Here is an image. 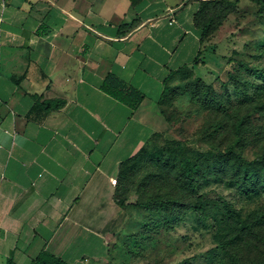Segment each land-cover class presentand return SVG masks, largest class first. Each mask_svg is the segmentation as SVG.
<instances>
[{"label": "crops", "instance_id": "0c3cea01", "mask_svg": "<svg viewBox=\"0 0 264 264\" xmlns=\"http://www.w3.org/2000/svg\"><path fill=\"white\" fill-rule=\"evenodd\" d=\"M194 1L196 33L168 0H0V264L86 263L79 241L124 208L110 179L154 132L101 84L113 74L145 106L201 45Z\"/></svg>", "mask_w": 264, "mask_h": 264}, {"label": "rangeland", "instance_id": "374dc122", "mask_svg": "<svg viewBox=\"0 0 264 264\" xmlns=\"http://www.w3.org/2000/svg\"><path fill=\"white\" fill-rule=\"evenodd\" d=\"M218 1L221 3L215 9L210 8L198 18L199 24L208 22L210 29L200 46L190 45L194 49L190 58V49H185L183 62L188 68L174 72L165 84L150 92L145 106L137 108L154 127L145 149L152 163L159 155L182 163L201 160L202 171L209 169L229 143L230 133L214 126L217 120L227 118L223 113L227 105L250 103L254 109L250 117L264 134V3ZM168 2L179 21H185L189 12L188 27L196 33L191 24L195 1ZM186 38L192 39V33ZM198 50V60L193 63ZM263 143L250 145L241 152L236 149L225 164L226 177L202 179L192 201L201 195L208 203L207 215L191 210L170 229L151 231L150 222L162 220L163 212L159 211L156 217L139 205L133 206L140 199L135 187L146 171L138 172L118 191V198L125 199L126 206L113 213L111 227L91 230L88 234L92 239L86 247L79 241L85 264H177L185 259L191 264H216L223 256L215 238L216 220L223 206L228 203L242 218L264 208V194L245 195L230 179L239 174L238 167H245V162L263 153ZM161 172L166 174L164 169Z\"/></svg>", "mask_w": 264, "mask_h": 264}, {"label": "trees", "instance_id": "16d2710c", "mask_svg": "<svg viewBox=\"0 0 264 264\" xmlns=\"http://www.w3.org/2000/svg\"><path fill=\"white\" fill-rule=\"evenodd\" d=\"M261 2L264 3V0ZM220 3L218 0H198V9L194 14V25L199 32L200 44L203 35L209 31L210 24L208 22L199 24L198 18L210 8L215 9L216 5ZM198 57L195 62H197ZM183 68L188 67L184 66L176 71ZM101 90L134 110L141 105L145 98L141 90L127 85L113 74H108L104 78ZM60 105L61 102H36L31 110L32 112L49 111ZM224 107L223 113L226 114L227 118L223 117L222 120H217L214 126L230 133L229 143L224 152L218 153L219 160L211 163L209 169L202 171L204 162L201 160H187L182 163L159 155L155 157L154 163H152L145 154L149 139L133 157L121 163L118 179H116L118 191L138 172L146 171L139 185L135 187L140 199L133 206L139 205L153 212L156 217H159V211L163 212L162 220L157 218L154 222L153 220L150 222L153 223L149 225H152L151 231L175 227L183 221L186 214L191 210L207 215L208 203L202 200L201 195L196 196L195 201H192L198 183L209 176L226 177L225 167L227 166L225 164L228 162L229 156L235 154L236 149L241 152L250 145H258L264 141V134H261L250 117L254 111L250 103ZM262 146L263 153L261 155L257 154L254 160L245 162V167L236 169L239 174L230 177V179L235 180L239 190L245 195L260 196L264 194V182H262L264 143ZM163 169L166 171L165 175L161 172ZM116 201L118 206L125 208V199L117 196ZM216 222L218 230L215 238L223 250V256L216 264H264V208L252 211L242 218L226 203ZM32 264H66V262L58 256L44 252ZM177 264H191V261L185 259Z\"/></svg>", "mask_w": 264, "mask_h": 264}, {"label": "built area", "instance_id": "2783aa9c", "mask_svg": "<svg viewBox=\"0 0 264 264\" xmlns=\"http://www.w3.org/2000/svg\"><path fill=\"white\" fill-rule=\"evenodd\" d=\"M111 184L116 185V178L110 179Z\"/></svg>", "mask_w": 264, "mask_h": 264}]
</instances>
